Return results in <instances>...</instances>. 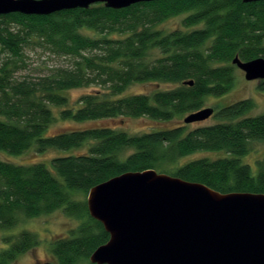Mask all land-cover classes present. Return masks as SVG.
Instances as JSON below:
<instances>
[{
  "label": "trees",
  "instance_id": "16d2710c",
  "mask_svg": "<svg viewBox=\"0 0 264 264\" xmlns=\"http://www.w3.org/2000/svg\"><path fill=\"white\" fill-rule=\"evenodd\" d=\"M177 17L178 28H164ZM28 49L67 62L42 75L22 74ZM236 56L264 58V1L160 0L119 10L94 4L46 16L0 15V153L87 146L49 165L0 160V230L61 211L78 224L50 244L57 264H92L89 256L109 236L79 198L110 178L155 170L221 194H264V156L255 173L241 161L251 143L264 142V113L248 115L251 100L217 106L216 123L190 131L175 126L129 134L118 126L85 125L49 134L57 120L167 124L195 113L232 89ZM136 84L168 88L129 93ZM84 88L93 90L70 100L69 91ZM257 90L264 93V80ZM212 152L224 155L190 158ZM2 240L0 264L39 244L27 231Z\"/></svg>",
  "mask_w": 264,
  "mask_h": 264
},
{
  "label": "water",
  "instance_id": "95a60500",
  "mask_svg": "<svg viewBox=\"0 0 264 264\" xmlns=\"http://www.w3.org/2000/svg\"><path fill=\"white\" fill-rule=\"evenodd\" d=\"M155 1L160 0H0V15L46 16L94 4L119 10ZM232 64L245 80H264V58L243 62L236 56ZM212 113L204 108L183 122L203 121ZM86 206L109 236L89 256L92 264H264V194H221L145 170L94 186Z\"/></svg>",
  "mask_w": 264,
  "mask_h": 264
},
{
  "label": "rangeland",
  "instance_id": "374dc122",
  "mask_svg": "<svg viewBox=\"0 0 264 264\" xmlns=\"http://www.w3.org/2000/svg\"><path fill=\"white\" fill-rule=\"evenodd\" d=\"M181 19L179 17L170 19L164 23L165 29L178 28ZM27 54V71H23L22 74L30 75H42L53 69L55 66H64L66 60L64 58H56L49 55L43 49L39 50H26ZM235 84L232 89L223 97L219 99L208 98L205 105L201 108L213 109V114L203 121H197L192 123H184L183 119L186 116L175 118L173 121L167 124H158L146 119H128L125 121H102L94 124H73L68 121L57 120L49 128V134H55L70 128H82L85 125L92 126H118L120 129L128 132L129 134H140L145 131H149L151 128H163V127H175L183 126L186 131H190L196 127L209 126L216 123L218 120L215 118L217 106H226L242 100H251L254 107L248 113V115H259L264 113V93L257 90V80L247 81L244 79L243 73L237 68L234 70ZM166 89L168 86L162 85H142L136 84L129 89V93H149L154 89ZM93 88L77 89L68 92L70 100L75 101L80 96L91 92ZM87 146L76 148L70 151H60L54 149H47L42 153H38L35 149H30L19 156L8 155L6 153H0V160L9 161L17 164H33L43 163L49 165L50 160L53 157L65 156L72 154H83L86 152ZM223 152L212 153H197L190 158L210 157L212 159L223 156ZM264 156V142H253L250 144V150L248 154L241 157V161L244 164H248L253 173L257 171L256 161ZM86 200V196L81 199ZM78 224V221L72 217H68L61 211H55L50 214L40 215L36 218L26 219L20 221L16 226L10 229L0 230V250L7 247L3 242L4 237L17 236L21 231H27L36 235L39 240V244L27 251L24 254L19 255L16 260L10 264H57L56 259L53 257L50 251V244L68 235L71 229H74Z\"/></svg>",
  "mask_w": 264,
  "mask_h": 264
}]
</instances>
